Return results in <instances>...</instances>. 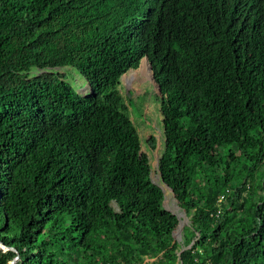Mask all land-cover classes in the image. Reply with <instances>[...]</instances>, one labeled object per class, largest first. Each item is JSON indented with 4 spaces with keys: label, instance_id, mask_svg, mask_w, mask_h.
I'll list each match as a JSON object with an SVG mask.
<instances>
[{
    "label": "trees",
    "instance_id": "1",
    "mask_svg": "<svg viewBox=\"0 0 264 264\" xmlns=\"http://www.w3.org/2000/svg\"><path fill=\"white\" fill-rule=\"evenodd\" d=\"M145 57L156 168L120 90ZM0 244V264H264V0H0Z\"/></svg>",
    "mask_w": 264,
    "mask_h": 264
},
{
    "label": "rangeland",
    "instance_id": "2",
    "mask_svg": "<svg viewBox=\"0 0 264 264\" xmlns=\"http://www.w3.org/2000/svg\"><path fill=\"white\" fill-rule=\"evenodd\" d=\"M141 67L142 69L132 72L127 71L128 73L123 74L121 77L120 90L126 98L131 119L140 135L146 140L151 141V143H154V140L156 141V150L149 151L152 157V164L156 168L160 155L158 149L160 148V137L163 128L160 110V95L154 88V83L151 80V72L149 71V75L147 74L145 64L141 63L139 68ZM59 71L66 77V81L80 96H88L89 85L76 69L65 66L60 68ZM148 149L149 146L147 147V145H144L143 150L146 151ZM153 179L156 182L159 181V177L155 171L153 172ZM163 187L165 189V206L181 218V224L184 226L189 224L191 222V217L178 205L174 193L166 185H163ZM181 224L175 232V237L179 240L183 237V229L180 230ZM0 246L4 249L7 248L3 244H0Z\"/></svg>",
    "mask_w": 264,
    "mask_h": 264
},
{
    "label": "clouds",
    "instance_id": "3",
    "mask_svg": "<svg viewBox=\"0 0 264 264\" xmlns=\"http://www.w3.org/2000/svg\"><path fill=\"white\" fill-rule=\"evenodd\" d=\"M260 39V38H259ZM141 63H143V64H145V69H146V72H147V74L149 75V71L151 72V76H152V78H151V80L153 81V83H154V88H155V90L157 91V93L160 95V93H161V90H160V88H159V85L157 84V82L155 81V78H154V73H153V67H152V64H151V62L148 60V58L147 57H145L142 61H141ZM140 63V64H141ZM148 65V66H147ZM142 67H143V65H142ZM142 67L141 68H137V69H131V70H129L128 72H132V71H136V70H138V69H142ZM128 72H126V73H128ZM125 73V74H126ZM88 87H90V86H88ZM142 136V135H141ZM161 138V137H160ZM163 189H164V187H163ZM165 190V189H164ZM165 201V200H164Z\"/></svg>",
    "mask_w": 264,
    "mask_h": 264
},
{
    "label": "built area",
    "instance_id": "4",
    "mask_svg": "<svg viewBox=\"0 0 264 264\" xmlns=\"http://www.w3.org/2000/svg\"><path fill=\"white\" fill-rule=\"evenodd\" d=\"M228 198L227 194H222L219 198V202H224ZM221 208V207H220ZM217 212H220V209L217 210Z\"/></svg>",
    "mask_w": 264,
    "mask_h": 264
},
{
    "label": "water",
    "instance_id": "5",
    "mask_svg": "<svg viewBox=\"0 0 264 264\" xmlns=\"http://www.w3.org/2000/svg\"><path fill=\"white\" fill-rule=\"evenodd\" d=\"M180 224H181V220H180ZM179 224V225H180ZM184 228V225H182L181 224V229L180 230H182ZM18 259V257L16 258V259H14L12 262H11V264H16V260Z\"/></svg>",
    "mask_w": 264,
    "mask_h": 264
}]
</instances>
